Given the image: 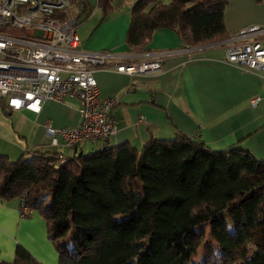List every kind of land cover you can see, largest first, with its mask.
<instances>
[{
    "label": "trees",
    "instance_id": "1",
    "mask_svg": "<svg viewBox=\"0 0 264 264\" xmlns=\"http://www.w3.org/2000/svg\"><path fill=\"white\" fill-rule=\"evenodd\" d=\"M75 5L84 9V0H73L62 19L76 16ZM226 5L138 0L127 41L137 53L159 29L190 46L225 41ZM57 161L40 153L16 162L0 155V199L20 198L41 214L59 264H199L192 259L208 236L218 250L201 264H264V161L248 151H213L179 137L150 140L141 150L123 144L80 153L52 168ZM69 233L71 250L57 244ZM0 264L41 263L18 246L13 263Z\"/></svg>",
    "mask_w": 264,
    "mask_h": 264
},
{
    "label": "crops",
    "instance_id": "2",
    "mask_svg": "<svg viewBox=\"0 0 264 264\" xmlns=\"http://www.w3.org/2000/svg\"><path fill=\"white\" fill-rule=\"evenodd\" d=\"M137 2L84 0V9L74 8L79 16L81 48L108 56L109 70L95 74L101 97L117 100L111 117L118 133L110 137L108 147L130 144L141 150L153 139L186 137L202 141L213 151L241 148L264 161V78L226 62L228 41L244 28L258 26L259 32L247 41H259L264 46V0H227L224 23L230 38L225 41L190 46L175 31L159 29L141 53L127 41ZM150 56H161L160 72L130 76L116 70L121 64ZM256 98L260 101L254 106L251 101ZM6 101L0 97V155L12 162L23 156L30 159L36 153L74 157L88 148L98 150L91 142L73 151L62 139L57 146L51 144L46 125L77 126L76 102L48 101L36 114L26 109L7 113ZM22 203L20 198L0 199V260L13 263L21 246L41 264H59L60 255L48 237L47 222L38 211L22 218Z\"/></svg>",
    "mask_w": 264,
    "mask_h": 264
},
{
    "label": "built area",
    "instance_id": "3",
    "mask_svg": "<svg viewBox=\"0 0 264 264\" xmlns=\"http://www.w3.org/2000/svg\"><path fill=\"white\" fill-rule=\"evenodd\" d=\"M72 7L73 0H0V97L6 98L9 110L26 109L36 114L48 101L76 102L77 126L46 125L51 144L57 146L62 139L73 151L91 142L103 151L110 137L118 133L111 117L117 100L101 97L95 75L109 70L108 56L81 48L79 16H60ZM259 30L254 26L233 35L226 48V62L264 78V46L247 41ZM116 70L130 76L155 74L162 70V58L150 56L121 64ZM259 101L256 98L251 103L255 106ZM143 120L140 116L139 122ZM70 158L60 154L52 168H60ZM20 213L28 218L31 211L22 203Z\"/></svg>",
    "mask_w": 264,
    "mask_h": 264
},
{
    "label": "rangeland",
    "instance_id": "4",
    "mask_svg": "<svg viewBox=\"0 0 264 264\" xmlns=\"http://www.w3.org/2000/svg\"><path fill=\"white\" fill-rule=\"evenodd\" d=\"M168 1H171V0H168ZM88 149H89V150H88ZM88 149H86V151H87L86 153L93 152V151H91V148H88ZM233 227H234L233 224L230 223V224H229V228L232 230ZM205 231H206L207 234H210V229L205 228ZM58 244H59V246L62 247V248H66V249H68V250H69V249L71 250V249H72V244H73V237H72V234L69 233V234H67L65 237L59 239V240H58ZM212 250H213L214 252H216V251L218 250V245L216 244L215 241H213V240L210 238V236H208L205 245L202 246L201 249H200V255H199L198 259H197V258H193L192 260H194V261L198 262L199 264H201V262H202L205 258H208V257H209L210 252H211ZM200 257H201V258H200ZM190 264H193V263H190Z\"/></svg>",
    "mask_w": 264,
    "mask_h": 264
}]
</instances>
